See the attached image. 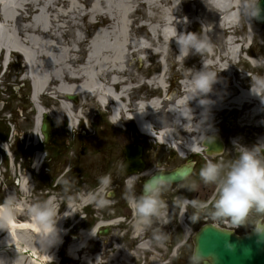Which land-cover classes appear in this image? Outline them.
<instances>
[{
  "label": "bare ground",
  "instance_id": "bare-ground-1",
  "mask_svg": "<svg viewBox=\"0 0 264 264\" xmlns=\"http://www.w3.org/2000/svg\"><path fill=\"white\" fill-rule=\"evenodd\" d=\"M5 4L0 11L2 20L12 23L15 27L16 34L12 33L7 40L6 32L0 29V54L4 55V61L8 58V53L17 51L23 57L24 63L30 66V82L32 98L36 107L35 116V129L37 139H40L38 132V125L41 118H45L50 113L43 111L38 105V98L40 94H45L50 91L53 99L59 100V109L62 116H66L72 124L74 118L81 117V110H74L70 101L66 100L68 96H78L83 101L97 100L100 105L111 103L113 107V120L115 125H119L115 119L120 111H126L129 108V103L121 102L122 98L129 99L128 94L130 87H123L131 75L130 55L143 53L148 57H161L163 59L169 55L168 51L173 50L179 54V47L176 43V31L180 34L181 30L188 23L186 19L181 18V5L187 0H94L88 6L79 0H56L50 5H43L42 8H37L32 0H5ZM193 3L203 7H210L217 12L222 13L219 25H228L232 27L234 20L237 18L239 0H191ZM41 0H37L38 5ZM59 2V3H58ZM202 2V3H201ZM36 3V4H37ZM60 7L58 11L55 5ZM188 14L190 12H187ZM71 14H76L79 20H85L90 24L93 20L99 19L108 24L107 30L98 33L93 39L92 43L88 46L85 52L83 62L76 65L79 57V46L83 43L80 35L81 29L79 25L71 18ZM150 23H142L137 31H143L145 24L148 27L149 33L153 34L156 39L151 36L148 39L149 46L142 47V37H134L131 33L135 24L140 22L138 19ZM28 17V24L23 25L22 22ZM118 19V24L114 25V20ZM63 22L58 31V36L55 31V23ZM41 23V24H39ZM46 25H45V24ZM223 25V26H224ZM253 25V24H252ZM251 27V26H250ZM73 30L76 35L72 36L66 44H63L61 37L67 31ZM253 34V33H252ZM251 34V29L248 27L246 34V41L248 42ZM71 42V43H70ZM70 43V44H69ZM234 41L229 40L228 45L233 46ZM69 44V47L65 45ZM239 46L229 47L232 52L223 54L224 59L231 62L236 60L239 54ZM154 49L152 53L150 49ZM214 49L211 51V53ZM214 55L211 57L213 59ZM61 58V60H59ZM177 60L181 61L182 58L177 56ZM248 62L252 65V60L249 58ZM225 64V63H224ZM141 65V64H140ZM215 63L214 66H216ZM254 66V65H253ZM222 72L228 75V71L221 66ZM130 80V79H129ZM158 82L162 79L157 78ZM151 83V82H150ZM152 84V83H151ZM51 85H55L51 89ZM116 85V86H115ZM114 87H119L120 91L114 93ZM214 93L211 96H206L213 104L208 107V118L206 123L211 122V114L215 111L221 112L229 106L240 107L242 103H248L253 106L249 113L254 118L258 104H260L259 96L248 92H241L235 95L232 99L224 102L217 88H214ZM188 88L183 86L184 97L180 98L177 102L172 103L165 110V114L157 116L161 109V101H155L147 104H136L132 110V114L127 115L128 118H134L138 125L141 134L152 136L153 127H158L161 132L157 138L161 143L170 144L174 140L173 135L183 131L186 135L184 142L174 146L178 154L181 151H188L185 147L186 144L191 143L193 133L198 136L199 133L194 132L191 123L184 128L178 127L177 129L171 124L174 120H179L181 124H187L188 121L179 116L178 113L173 112V109L186 108L187 105L192 109L193 121L199 118L201 120L202 113L205 111L203 106H200L198 99L189 101ZM64 98V100H60ZM42 111L44 113H42ZM66 114H65V113ZM45 114V115H44ZM71 124V125H72ZM151 125L149 129L147 126ZM204 134H212L210 127L204 128ZM183 135V134H182ZM264 143V138L258 140L257 144ZM199 145L193 147L191 152H200ZM181 156V155H180ZM39 156L35 158V166H38ZM130 164V162H127ZM28 179L23 177L20 181V191L23 194L28 192ZM81 204H88L86 200H82ZM71 211V205L68 206ZM26 206L23 202L17 214L24 215ZM66 211H69L67 208ZM61 218L57 222V228L60 230L61 240L64 238L65 231L62 224L67 218ZM7 231H0V259L12 261L19 256V264H45L47 261L52 262L55 260V253L59 248L60 243L48 248L47 255H41L37 250L39 244L35 243V237L38 230L34 227L28 216L27 221L20 223L15 222L9 226ZM94 237L88 234H82V240L78 244H70L68 247L69 254L75 258L76 252L81 251L84 242H90ZM10 241V244L8 243ZM15 253L13 258H9L7 254ZM98 255L83 257L82 264H96ZM102 259V258H101ZM100 258L97 261L99 263ZM108 263V261H107Z\"/></svg>",
  "mask_w": 264,
  "mask_h": 264
},
{
  "label": "rangeland",
  "instance_id": "rangeland-1",
  "mask_svg": "<svg viewBox=\"0 0 264 264\" xmlns=\"http://www.w3.org/2000/svg\"><path fill=\"white\" fill-rule=\"evenodd\" d=\"M32 1L37 8L41 9L43 5H50L56 0H41L39 5L37 0ZM79 1L85 3V6L89 7V4L94 0ZM55 7L60 11V7L57 4ZM181 11V18L186 19L188 23L182 28L180 33H198L200 32L202 25H205V31L211 37L215 45L212 53L210 52L204 55L205 66L219 72L218 83L213 85L212 92L207 94V96L213 95L214 88L216 87L217 92L219 91V93H221L222 91L221 96L223 97V101L227 102L238 94L237 89L233 86L234 82H236L238 86L249 88L251 86V78H253L257 72L264 74V68L253 69L254 67L251 66V63L245 60V58L257 59L264 56V27L253 24L252 19L246 20V23L251 26V31L253 33L249 46L246 41L248 26L242 20L236 18L231 28H228V25L224 24L220 26L219 22L222 13L217 12L210 7H203L195 4L191 0H187V3L183 2V5H181ZM187 12L190 13L188 14ZM70 16L74 22L79 25V28L81 29L80 35L83 39V43L80 44L78 49L80 53L75 64L76 66L83 62L86 49L98 33L100 34V32L107 30L108 24L99 19H95L88 24L85 20H79L76 14H71ZM139 20L141 21L134 25L131 34L134 37H142V47H147L149 46L147 42L149 37L151 36L154 39H156V37H154L152 33H149L146 24L143 26V31H137L136 28H139V25L142 23H148L150 25L149 22L144 21V19L142 20L141 16L138 21ZM28 23L27 17L22 24L27 25ZM0 24L2 25L4 32H6L7 40L9 39L8 37L10 34H16L15 27L12 23L4 21L0 17ZM62 24L64 25L63 22L55 23V28L53 30L58 36L61 35L58 28H60ZM117 24L118 19H115L114 25L116 26ZM73 35H76L73 30L67 31V33L63 34L61 37L63 44H66L68 40H71ZM229 40L235 42L233 46L227 44ZM69 44L65 46L69 47ZM239 45L240 51L236 60L231 62L227 58L224 59L222 57L223 54L232 52L233 49ZM229 47H233V49L230 50ZM154 49H150L152 53H155ZM168 53L169 55L164 59L163 56L147 58L143 53L130 55L129 63L131 67V75L129 76L130 80L128 79L125 86L130 87L128 94V109H130L131 112L136 105V100L148 101L150 98L157 96L162 103L157 116H162L165 114L164 112L168 109V106L185 96L182 85L179 84L178 79L187 78L188 74L186 69L195 68L196 70H200L203 67L202 58L197 54H190L185 59L182 58L181 61H178L175 51L169 50ZM244 54H247L248 57H245ZM4 55L5 54L3 53L0 54V131L3 135L5 133L7 134V139L6 142L2 140V142L0 141V200H3L6 195L11 194V183L14 175L21 180L23 177L28 176V173L32 171V157L35 153H38L36 154L38 156L44 157L43 151H32V149L36 147L33 146L32 143L37 140L38 135L33 131L35 111L30 100V81L24 76L27 74L28 69L20 56L12 54L10 57V66L8 67L7 72L4 73ZM213 55L214 57L211 59ZM59 60H61V58ZM215 63H217L216 66H214ZM161 66H164L166 73L162 81H160V86H164L163 81L165 82V85L168 86L164 98H162L161 91L158 89L159 87H156L155 80L153 79L154 77L158 78L159 75L161 76ZM221 66L228 71L229 76L222 72ZM145 82H152L155 86L153 87V85L151 86L149 83V85H147ZM54 87L55 85H51V89ZM231 92L234 94H231ZM60 100H64V98H60ZM39 101L45 111L50 113L47 120L51 124V139L52 142H54L52 143L54 144L53 148H49L50 150H48L47 157H45L43 163V166H47V170H44V173H48V169L50 171L48 173L49 188L47 191L43 192L42 196H55L58 206L62 196V190L58 189V180L60 175L72 164L70 161L71 156H68L67 152L73 150L74 146L80 145V151L83 150L85 152V155H81L79 151H76L75 154L77 158L73 163L80 172V179L75 185L76 188L79 189V192H81L89 187L91 188L97 185V177L106 174L109 168H114V163L117 162L116 157L120 151L118 145L115 144L114 141L117 142L119 140H130L142 137L137 131L134 123L125 119L121 120L120 129L114 128L108 122L106 114L100 110L94 100L90 99L83 101V99L79 98V103L73 105L74 110L80 108L79 110L82 112V117H84V121L80 122L77 132H71L68 130L67 120H65V117L60 113L58 98L51 99L48 95L41 94L39 96ZM244 107L248 108L247 106ZM224 110L223 113H225L226 117L229 120H233L234 116L232 114H227L229 109L225 108ZM237 112L239 111L237 110ZM214 114L211 116L212 122L205 123L204 128L212 126L216 129L219 122V115ZM245 115L248 118V120H245V123L250 125L257 123L258 117L255 120L249 111ZM261 117L264 118V109ZM58 120L59 123H57ZM68 121L71 124L70 120ZM198 121L199 118H197L193 124ZM84 122L87 124V127ZM259 123H261V121H259ZM153 130L156 131L159 130V128L155 126L153 127ZM182 134H184L183 137L181 136ZM185 135L186 134L183 131H180V133L176 135L174 134V141H184ZM194 135L195 134L193 133V136ZM41 142L42 137L39 144ZM63 142L68 143L70 146H74L69 150L67 147L63 150L61 155H58L57 149L62 148ZM28 158H31V160L29 161ZM203 163L204 161L202 159V165ZM18 164L21 166L20 169ZM117 164L118 163H115V165ZM27 185L28 187L29 185L32 186L31 181L28 182ZM36 191L37 189L33 187L28 190L27 194L20 193V191L17 192L21 197L19 198L20 201L27 207L35 201ZM24 213L26 214L25 211ZM24 215L18 217L17 214V219L23 220L22 218L25 217ZM76 220L77 219H74V221ZM64 225H66V222ZM104 259L105 258H102V260ZM57 262L58 261L56 260L53 264H57ZM106 263L107 261L105 264ZM60 264H82V262L73 261L71 258L70 260L60 258ZM98 264L104 263L100 259Z\"/></svg>",
  "mask_w": 264,
  "mask_h": 264
},
{
  "label": "clouds",
  "instance_id": "clouds-1",
  "mask_svg": "<svg viewBox=\"0 0 264 264\" xmlns=\"http://www.w3.org/2000/svg\"><path fill=\"white\" fill-rule=\"evenodd\" d=\"M259 0H239L238 18L246 23V20L259 18L261 9L259 8ZM247 24V23H246ZM247 26L251 29L250 25ZM252 34V31H251ZM253 36V34H252ZM176 43L179 47L180 58L185 59L190 54H197L202 58L203 67L200 70L195 68L186 69V87L189 92V101L199 98L198 103L203 106L205 111L202 118L195 124L193 121L192 109L187 105L186 108L173 109V112L185 118L188 123L181 124L179 120H174L171 124L175 129L184 128L189 123L192 124L194 132L199 133L193 136L191 143L185 145L188 152L193 147L205 146V142L211 144L214 137L204 134V125L208 118V107L213 104L207 98H204L212 92L213 85L218 83L217 71L205 66L204 55L210 53L215 45L211 37L205 31V25H202L200 32H182L177 34ZM256 68H264V56L257 59L250 58ZM252 94L259 96L262 102L264 97L260 93H264V74L257 72L251 78ZM65 113V112H64ZM66 114V113H65ZM59 123V120L57 121ZM149 129L151 125L147 126ZM235 155L225 159L221 155L218 159H207L200 167L198 179H188L186 187L188 191H197L201 184L204 186H213L214 191L210 201H202L199 199H189L184 196L176 197V206L185 211L190 207L193 209L189 215L191 224L200 221L202 215H206L209 219L216 222H223L227 219L234 227H251L253 232L259 237H264V143L246 147L234 142ZM223 153L224 151H218ZM181 156H186L185 151L180 152ZM47 157V152L43 154ZM35 166V162H34ZM118 169L125 175L126 165L124 162L117 165ZM148 177L142 184V191L137 194L136 181L139 179L137 174L125 175L124 189L122 198L126 201L133 212V222L136 231L145 232L151 229V235L140 241L138 247L153 248L166 247L170 239V234L166 233L159 227H152L157 218L161 215V210L167 208V203L163 199V194L171 188L173 178H162L160 175L145 171L141 173ZM59 183L62 186L64 199L72 201L74 196L71 190L76 184V180L72 177L64 176ZM112 174L106 173L97 177V185L95 188L81 191L78 195L82 200L96 209H104L110 206L112 200ZM33 188L29 185V189ZM21 201L15 192L6 195L0 200V231H8L9 226L16 222L17 213L20 208ZM67 206V204H65ZM69 211L60 213V209L53 196L47 199H37L26 208V214L30 217L32 224L38 230L35 237V243L39 244L37 249L41 255H47L48 248L61 243L60 230L57 228V222L62 217L66 218L74 214L67 206ZM93 227L90 235L93 234ZM10 235V233H9ZM191 226H187L183 232L185 240L194 236ZM10 244V241L8 242ZM188 255V264H214L216 257L206 255L198 247H192ZM228 252L235 249V245L226 242L224 245ZM99 258H97L98 261ZM96 261V264H97ZM0 264H19V256L12 261L0 259Z\"/></svg>",
  "mask_w": 264,
  "mask_h": 264
},
{
  "label": "flooded vegetation",
  "instance_id": "flooded-vegetation-1",
  "mask_svg": "<svg viewBox=\"0 0 264 264\" xmlns=\"http://www.w3.org/2000/svg\"><path fill=\"white\" fill-rule=\"evenodd\" d=\"M231 94L234 93L231 92ZM228 109H230V111L227 114H232L234 116L233 120H229L222 110L219 113V122L216 127L217 136L221 143L219 151L224 152H218L217 156L212 159H218L221 155H223L225 159L234 156V142L246 147H252L257 145L259 139L264 138V122H262L264 118L261 117L264 107L260 108L258 115L254 117L255 120L258 117L257 123L254 125L245 123V120H248L245 115L249 111L247 108L241 109L239 112L232 107H228ZM259 121H261V123H259ZM52 143L54 142H52L51 139L48 145H44L38 150L48 153V150L53 148L54 144ZM114 143L117 144L120 149V151L118 150L119 153L116 157L117 162L115 163L119 164L124 162V164H128L127 156L137 155L135 162L128 164L125 168V175L137 174L139 177L136 181L137 194L142 191L144 180L148 179L147 176L141 174L142 172L149 171L150 174L155 173L160 176H165L182 171L188 167L192 168L189 174L180 181L172 183L170 190L163 194V199L167 203V208L161 210L160 217L157 218L152 226L154 228H162L164 232L170 234V239L166 247L143 249L138 247L141 240L151 235V229L143 233L136 231L132 209L122 198L125 175L118 169V164L115 165L114 163V168H109L106 172L112 174V185L110 190L112 192L111 198L114 201V203L107 208L96 209L90 203L81 204L79 201L81 198L78 195L80 192L79 189L76 188V185L71 190V194L74 196L72 201L64 199L63 193H61L62 196L59 203L60 213L65 212L67 206L71 205L73 206L72 212H74V214L71 218L66 220V225L64 226L65 237L62 239L61 247L56 255L59 258L72 259V255H70L68 251L69 245L80 243L82 234L90 233L93 227V234H95V236H93L94 239L90 242L83 243L81 251L75 253L76 259L98 255L99 258H105L108 264H188V255L191 252L189 245L194 248V237L197 232L203 227L218 229L217 227L224 225L225 221H228L225 219L223 222H216L209 219L206 215H202L200 221L193 225L189 220V215L193 209L189 207L185 211L176 206L177 196H184L189 199L195 198L206 202L211 200L214 191L213 186H204L201 184L197 191H188L186 187V181L188 179H198V172L202 166V159L205 162L207 156L204 152L202 156L186 152V156L180 157L169 144L163 145L144 138L119 140L117 142L114 141ZM73 146L74 145L70 146L68 143L63 142L62 148L57 149V154L61 155L64 149L68 147L69 150ZM74 147L73 150L67 152V155L71 156L70 161L72 164L65 171L74 170L80 174L79 169L73 164L77 158L75 152L79 151L81 155H85V152L83 150L80 151V145ZM137 148H139L138 151ZM28 160L30 161V158H28ZM43 163L36 174H33V171L28 173V181H31L32 186L37 189L35 200L46 199V196H42V194L49 188L48 173L50 170L48 169V173H44V170H47V166H43ZM20 167L19 165V169ZM17 180V177L14 175L11 183V193L15 192L17 196L21 198L18 193ZM58 186V189H62L60 183ZM95 187L96 185L83 191ZM65 204H67V206ZM74 219L77 220L74 221ZM187 226H191L195 235L185 240L183 238V232ZM237 229L239 235L253 231L251 227H239Z\"/></svg>",
  "mask_w": 264,
  "mask_h": 264
},
{
  "label": "water",
  "instance_id": "water-1",
  "mask_svg": "<svg viewBox=\"0 0 264 264\" xmlns=\"http://www.w3.org/2000/svg\"><path fill=\"white\" fill-rule=\"evenodd\" d=\"M258 6L261 9L260 17L253 19L258 25L264 26V0H259ZM67 99L77 104L76 97L68 96ZM41 132L47 141L50 135L47 123L42 124ZM219 146L220 144L216 137H214V142L211 144L205 142L207 154L211 152L216 153ZM189 172L190 168L161 177L173 178L174 182H178ZM67 176L74 179L76 178L72 173L66 175V177ZM226 242H231L235 245L234 251L228 252L225 249L224 245ZM194 247H198L206 255L215 256L216 260L214 264H264V237H259L254 232L238 237L228 231L205 227L196 235Z\"/></svg>",
  "mask_w": 264,
  "mask_h": 264
},
{
  "label": "trees",
  "instance_id": "trees-1",
  "mask_svg": "<svg viewBox=\"0 0 264 264\" xmlns=\"http://www.w3.org/2000/svg\"><path fill=\"white\" fill-rule=\"evenodd\" d=\"M1 124V123H0ZM1 128V127H0ZM0 137L2 138V139H5L6 138V133L4 134V135H2V133H1V131H0Z\"/></svg>",
  "mask_w": 264,
  "mask_h": 264
}]
</instances>
